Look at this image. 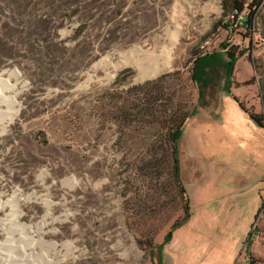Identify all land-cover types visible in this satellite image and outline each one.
Masks as SVG:
<instances>
[{
	"label": "rangeland",
	"instance_id": "obj_1",
	"mask_svg": "<svg viewBox=\"0 0 264 264\" xmlns=\"http://www.w3.org/2000/svg\"><path fill=\"white\" fill-rule=\"evenodd\" d=\"M243 1L255 39L229 34L230 0H0L15 101L0 114L17 111L0 118V244L29 264L244 262L264 196V0ZM224 44L245 50L228 85L220 68L194 83ZM186 113L182 194L168 121Z\"/></svg>",
	"mask_w": 264,
	"mask_h": 264
},
{
	"label": "trees",
	"instance_id": "obj_2",
	"mask_svg": "<svg viewBox=\"0 0 264 264\" xmlns=\"http://www.w3.org/2000/svg\"><path fill=\"white\" fill-rule=\"evenodd\" d=\"M232 6L235 9V12L241 13L245 10V3L243 0H230ZM258 5V3L256 4ZM255 7L253 4L251 5ZM253 16V15H252ZM252 26V24L250 25ZM223 47L226 49L225 52L221 53H213V54H199L197 55L192 70V81L197 83L198 85H202L206 82L208 76L212 73L217 71L219 68L224 70L225 73V85H228L230 79L234 76V71L236 68L237 63L239 60L245 55V50L240 51L238 47L228 46V44H224ZM194 112V111H192ZM191 113L183 114L179 120L171 118L168 121L169 132H168V139L171 143L172 147V155L174 160V172L177 181L179 182L180 188L182 189V194L185 192V188L180 183V159H179V148L180 142L183 139V127L186 124L188 118L190 117ZM252 118L264 128V121L263 115L256 116L252 114ZM185 212L187 214V218L189 216V208H190V201L186 200L185 203ZM173 232H170L165 240L164 243H169L172 240ZM250 239L248 240L247 245L249 244ZM246 245V246H247ZM253 258L251 257V264H254Z\"/></svg>",
	"mask_w": 264,
	"mask_h": 264
},
{
	"label": "bare ground",
	"instance_id": "obj_3",
	"mask_svg": "<svg viewBox=\"0 0 264 264\" xmlns=\"http://www.w3.org/2000/svg\"><path fill=\"white\" fill-rule=\"evenodd\" d=\"M137 50V49H136ZM145 53V52H144ZM1 82V79H0ZM2 84V83H1ZM5 87V86H4ZM4 93V92H3ZM0 102L2 103H7V105H10L12 108L13 105L15 104V101L13 98H7L5 97L2 92H0ZM17 111L12 110L9 113H1V117H5L9 122H12L15 117H16ZM3 120V119H2ZM67 184V183H66ZM19 226V225H18ZM24 227V226H23ZM15 229V228H14ZM17 229V228H16ZM15 229V230H16ZM11 230V229H10ZM22 230V229H21ZM18 231V230H17ZM24 232V233H23ZM22 233L24 234V243L30 245L32 238L29 237V234L27 233L26 228H24V231ZM10 233V232H9ZM13 234V232H12ZM13 236V235H12ZM23 240V239H22ZM21 240V241H22ZM17 242V241H16ZM19 242V241H18ZM17 245L15 244V241L10 237L5 244H0V249L3 251H6L7 253L4 255L2 252H0V264H29L32 262V258L34 257V254H27V249H18L16 247ZM18 249V251L16 250ZM22 248V247H20ZM20 250V251H19ZM2 253V254H1ZM38 257V255L36 256ZM37 261V260H36Z\"/></svg>",
	"mask_w": 264,
	"mask_h": 264
},
{
	"label": "built area",
	"instance_id": "obj_4",
	"mask_svg": "<svg viewBox=\"0 0 264 264\" xmlns=\"http://www.w3.org/2000/svg\"><path fill=\"white\" fill-rule=\"evenodd\" d=\"M230 23H232L229 27V34H239L245 36L247 39H255L257 37V29H256V18L255 16L251 15L249 7H245V10L241 13L233 12L230 16ZM252 24V26H250ZM209 43H206V46ZM228 46H231L228 44ZM205 49V46L203 47ZM226 49L223 48L222 51H211L210 49H206L202 55L205 54H213L218 52H225ZM264 121V115H263ZM263 212H264V205H263ZM251 234L255 238V240L262 239L263 233L261 231L259 221H257L251 230Z\"/></svg>",
	"mask_w": 264,
	"mask_h": 264
},
{
	"label": "crops",
	"instance_id": "obj_5",
	"mask_svg": "<svg viewBox=\"0 0 264 264\" xmlns=\"http://www.w3.org/2000/svg\"><path fill=\"white\" fill-rule=\"evenodd\" d=\"M219 111H220L219 108H217L213 115H211L208 112H205L206 114H202V119L211 120V119L215 118L219 114ZM261 196H263V195H261ZM263 205H264V196H263V201H262V204H261L262 207H260L261 211L259 213V220H258L259 223H260L261 231L263 233L262 239L255 240V238L253 237V235L250 232L248 237H247V240H246V241H248L250 239L249 247H248V257H247V259L244 262H241V263L240 262H236L235 264H251V256L253 254H254V256L256 258L264 261V212L262 210L263 209ZM179 244H180L179 241L175 239V241L173 240V242L168 246V248H172L173 247L174 250H175L174 254H177L176 249L179 246ZM243 253H244V251H243ZM165 263H166V260L160 257V264H165ZM233 263H234V260L232 259L231 262L228 263V264H233Z\"/></svg>",
	"mask_w": 264,
	"mask_h": 264
}]
</instances>
